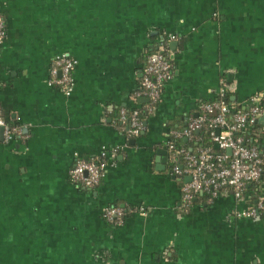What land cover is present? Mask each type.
I'll list each match as a JSON object with an SVG mask.
<instances>
[{"label":"crops","instance_id":"obj_1","mask_svg":"<svg viewBox=\"0 0 264 264\" xmlns=\"http://www.w3.org/2000/svg\"><path fill=\"white\" fill-rule=\"evenodd\" d=\"M0 18V112L20 130L0 140V264H264V208L236 215L264 174L242 201L199 196L182 214L167 151L222 87L237 105L264 97V0H0ZM160 44L172 79L128 137L120 111L145 113L134 96ZM59 56L75 63L68 96L49 83ZM101 158L97 188L70 181Z\"/></svg>","mask_w":264,"mask_h":264},{"label":"built area","instance_id":"obj_2","mask_svg":"<svg viewBox=\"0 0 264 264\" xmlns=\"http://www.w3.org/2000/svg\"><path fill=\"white\" fill-rule=\"evenodd\" d=\"M5 39V26L0 18V44ZM75 63L68 57L59 56L49 69L50 85L56 87L63 95L68 96L72 88V74ZM172 65L160 44L157 50L146 58L142 68V77L138 92L134 98H144L148 101L146 116L154 111L163 94L165 84L172 79ZM228 89L222 87L215 100L203 103L199 114L191 119L186 126L178 131L170 132L167 144L170 172L183 181L181 185L182 209L191 207L198 194L206 193L209 200L232 196L236 201L244 199L246 188L258 183L264 174V148L247 145L243 134L253 125L259 124L264 132V97L257 95L245 105L226 103L223 98L228 96ZM242 107L239 110V107ZM139 111L127 115L120 111L119 121L125 127L128 137H137L143 131L144 118ZM260 120V123L257 121ZM207 126L210 139L217 146L219 153L210 149L198 147L195 151L178 148L176 141H192L196 133ZM219 129V135L215 131ZM4 143L11 142L20 136V130L9 125L0 112V131ZM256 137V136H255ZM230 151V155L226 153ZM106 165L103 158L97 161H77L69 171L70 181L77 187L92 190L97 188L102 180ZM264 208V196L259 197L254 206L236 213L237 217L255 218ZM143 215V211L139 212ZM124 211L111 208L105 211L107 222L120 225Z\"/></svg>","mask_w":264,"mask_h":264},{"label":"trees","instance_id":"obj_3","mask_svg":"<svg viewBox=\"0 0 264 264\" xmlns=\"http://www.w3.org/2000/svg\"><path fill=\"white\" fill-rule=\"evenodd\" d=\"M155 51H153L152 53L148 54L151 55L153 54ZM223 100L226 102V103H229L231 102V99H230V96H226L223 98ZM264 105V103L262 104ZM242 107L240 106L239 107V110H241ZM129 114V112L127 113V115ZM140 117L142 118H147L146 114L144 112L140 113ZM257 132V133H256ZM254 134H257V136L255 137ZM243 136L245 137V139H247V145L249 146H257L259 148H264V132H261L260 131V127L258 125H253L250 129H248L244 134ZM174 144L178 147V148H184L186 150L190 149L192 151H195L196 148L198 147H202V148H207V149H210L212 152L214 153H219V150H216L215 149V146L212 144L211 142V139H210V131L208 129L207 126H205L198 135H195V138L190 141L189 143V146L188 144H183L182 143V140L180 141H176L174 142ZM259 183V182H258ZM256 184H252V185H249L246 190H248L249 188H256ZM199 196H201L202 199H209V195L206 194V193H203V194H198L196 196L195 199L199 198ZM190 208L186 209L185 211L182 209V205H181V208H180V212L182 214L186 213L189 211ZM131 211V210H130ZM127 211H124V216L125 217L127 215Z\"/></svg>","mask_w":264,"mask_h":264},{"label":"water","instance_id":"obj_4","mask_svg":"<svg viewBox=\"0 0 264 264\" xmlns=\"http://www.w3.org/2000/svg\"><path fill=\"white\" fill-rule=\"evenodd\" d=\"M232 100V99H231ZM257 123H260V120H258L257 121ZM219 129H217L216 131H215V133H216V135H219ZM197 135L199 134V133H196ZM2 139V130L0 131V140ZM215 149L217 150L218 149V147L217 146H215ZM226 153L228 154V155H230V151H226ZM194 202V201H193Z\"/></svg>","mask_w":264,"mask_h":264}]
</instances>
